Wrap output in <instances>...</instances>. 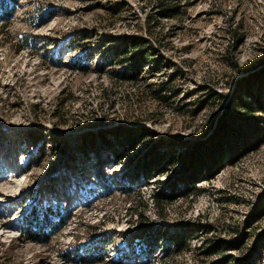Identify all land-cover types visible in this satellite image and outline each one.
<instances>
[{"label": "rangeland", "instance_id": "rangeland-1", "mask_svg": "<svg viewBox=\"0 0 264 264\" xmlns=\"http://www.w3.org/2000/svg\"><path fill=\"white\" fill-rule=\"evenodd\" d=\"M7 4L0 264H264V143L199 177L198 193L153 198L211 134L238 79L264 66V0ZM134 36L154 46L137 75L117 50ZM118 125L136 130L133 143ZM155 144L178 155L153 172ZM44 212L55 224L31 233Z\"/></svg>", "mask_w": 264, "mask_h": 264}, {"label": "trees", "instance_id": "trees-1", "mask_svg": "<svg viewBox=\"0 0 264 264\" xmlns=\"http://www.w3.org/2000/svg\"><path fill=\"white\" fill-rule=\"evenodd\" d=\"M7 1L0 0L1 9L7 8ZM169 9L177 11L178 5L172 2ZM23 39L26 38L21 36L20 41ZM129 41L128 46L125 44L124 46H117V50L123 55V58L129 59L130 71L137 75L143 60L153 58L149 54L154 50V46L151 43L146 44L148 40L140 36H134ZM26 43L27 39L24 40L23 45H26ZM131 50L136 51L129 56ZM263 93L264 66L238 79L225 110L215 126H211L213 128L211 134L206 138H199L193 142L185 158L182 159L180 170L176 171L174 179L169 184V190H161L154 195L153 198L157 205L176 195L198 193L199 187L195 183L199 177H211L228 161H233L247 151L256 149L264 143ZM217 94L224 95L220 92ZM122 128L125 130L122 132L124 138L131 142L133 140L132 136L136 133V130L131 127L118 125L112 128V133L117 134L119 131L121 132ZM159 148L158 144L153 145L146 154L147 157H145L149 170L153 172L157 169H166L164 165L174 163L178 155L176 150L172 151L169 148L161 150ZM51 220V216L47 213H39V215L33 216L28 229L31 233H43V224L49 225V227L55 224V222H52L54 220ZM220 242L221 240L213 246L214 250L227 247L225 243ZM235 244L237 243L235 242ZM240 264H246V262Z\"/></svg>", "mask_w": 264, "mask_h": 264}]
</instances>
